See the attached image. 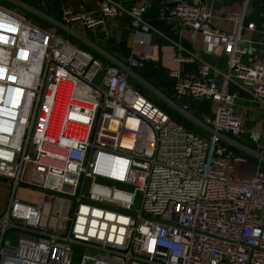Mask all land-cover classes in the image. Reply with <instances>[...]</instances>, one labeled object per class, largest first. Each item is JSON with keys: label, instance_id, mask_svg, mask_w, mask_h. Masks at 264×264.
Returning a JSON list of instances; mask_svg holds the SVG:
<instances>
[{"label": "built area", "instance_id": "2783aa9c", "mask_svg": "<svg viewBox=\"0 0 264 264\" xmlns=\"http://www.w3.org/2000/svg\"><path fill=\"white\" fill-rule=\"evenodd\" d=\"M172 1L170 17L226 56L219 80L208 62L196 77L168 73L177 98L215 105L200 119L177 109L204 133L131 83L152 47L145 4L99 0L93 12L61 11L57 26L82 40L81 30L128 18L144 52L123 61H103L0 6V177L11 185L0 264H76L78 252L77 264H264V132L246 125L229 90L264 110V60L245 59L252 43L242 37L255 30L246 22L253 0L229 11L234 33L212 25L205 3ZM177 49L175 62L196 60ZM25 186L45 193L43 203L22 204L16 191Z\"/></svg>", "mask_w": 264, "mask_h": 264}, {"label": "crops", "instance_id": "0c3cea01", "mask_svg": "<svg viewBox=\"0 0 264 264\" xmlns=\"http://www.w3.org/2000/svg\"><path fill=\"white\" fill-rule=\"evenodd\" d=\"M7 2L15 5V8H8L12 11L18 10L16 4L11 0H6ZM15 2L21 3L27 6L29 9L35 12H39L40 17L45 21L44 24L41 21H38V18H35L33 22L37 25L44 27L50 31L61 34L59 30H62L57 26V23L61 21V14L64 8H70L74 12H93L98 8L99 0H14ZM46 1L52 2L54 4H59L60 13L56 18L53 15H47L48 7ZM118 2L129 5L132 3L145 4L147 12L145 13V19L148 21L149 25L153 27L152 31V40H151V51L147 57V62L152 61L154 65L159 66L164 69L167 73L171 70H181L182 76L196 77L199 71L200 66L203 62H208L212 66V74L216 80L220 79L222 72L225 71L227 67L226 56L223 53L222 48H217L214 51H207L206 45L203 42V36L199 32L191 31L187 28H181L177 19L170 17L169 12L172 10L173 1L172 0H116ZM189 3H205L209 8L212 9L213 18L212 25L220 28L223 31L228 33H234L237 30L238 25L234 21L228 20L227 15L230 10L236 9L239 5V0H186ZM261 0H253L250 4L248 10V15L246 22L254 23L255 30L249 31L245 30L242 34L244 40H250L252 43L251 52L245 57V59L255 58L256 56L261 57L264 60V20L258 16L259 4ZM36 4V7L41 8L40 10H35L28 5ZM5 7V6H3ZM57 19V20H56ZM65 32V36L70 40L73 38L76 39L80 47L81 43L77 41L76 37L68 35ZM80 36L93 48H89V52L98 57L99 59L105 61L106 56H113L115 59L123 61L126 56L130 54L139 55L144 52V48L133 41V30L129 26L128 18H107L104 25L97 27L93 31H83L81 30ZM62 35V34H61ZM72 41V40H71ZM73 42V41H72ZM74 43V42H73ZM23 46L28 48L25 44L21 42L20 47ZM181 46L185 48L186 51L192 53L196 60L194 62H184L183 64L177 63L173 60L174 55L177 53V48ZM83 48V47H82ZM6 50L3 46H0V60H6L7 56L1 54ZM28 54V52L26 53ZM6 57V58H5ZM136 69H133L134 73ZM138 70V69H137ZM138 80L137 82L142 83L143 81L136 74ZM169 76V75H168ZM170 81L172 79L169 77ZM146 83V82H143ZM147 84V83H146ZM171 84V83H170ZM174 84V81H173ZM172 84V86H173ZM162 91H157L151 86L150 96H157L158 101L168 102L173 109L176 105L178 106H187V111L194 116V113L197 114L200 118L204 115L212 116L215 110V105L207 100L203 101H193L194 99L185 97L177 98L174 94L173 88L163 82L161 84ZM168 93H164L167 91ZM229 90L236 92L237 99V110L239 113L245 116L246 125L249 128L255 127L260 128L264 132V110L261 105L256 104L252 101V98L249 95L242 91L237 90L233 85H229ZM155 91V94L153 93ZM161 95L164 99H161ZM157 101V102H158ZM181 103L180 104H178ZM196 107H193V105ZM176 104V105H175ZM165 105V104H164ZM166 108L174 111L168 105ZM176 109V108H175ZM178 114V113H177ZM179 115V114H178ZM180 116V115H179ZM195 117V116H194ZM196 118V117H195ZM197 118V119H200ZM188 122L191 124L190 128L196 130L197 132L204 133L201 127L195 122L192 123L190 120ZM241 141L250 146L248 138L242 137Z\"/></svg>", "mask_w": 264, "mask_h": 264}, {"label": "trees", "instance_id": "16d2710c", "mask_svg": "<svg viewBox=\"0 0 264 264\" xmlns=\"http://www.w3.org/2000/svg\"><path fill=\"white\" fill-rule=\"evenodd\" d=\"M46 5L48 7V13H46L47 15H53L56 18L58 17L59 13H60V7L59 4H54L52 2L46 1ZM0 6H5L6 8H15V5L7 2L6 0H0ZM30 7H32L35 10H40L41 8H37L36 4H32V5H28ZM57 20V19H56ZM38 21H41L42 24L45 23V21L42 18H38ZM59 32L65 36V32L63 30H59ZM71 40L75 43L76 39L74 40L73 38H71ZM85 50L89 51V47H86L84 45H81ZM155 63H153L152 61H145L144 62V66L140 69H136L135 72L136 74L139 76V78L143 81L146 82L148 86H151L152 88H154L157 91L163 92L161 84L162 82L167 85L169 84L172 88V84L173 81H170L168 73L160 68L159 66L154 65ZM132 85L138 89L143 95H145L146 97L149 98L150 96V91H148L147 89H145L144 87H142V84L140 82H137L135 80H131ZM171 83V84H170ZM167 91H165L164 93H168V87L166 89ZM193 101H197V99L193 100ZM200 101V100H198ZM161 109H163L167 114H170L171 117L176 118L177 120H179L180 122L184 123L185 125H189L191 126V124L188 122V120H184L183 117L179 116L176 112L171 111L170 109L166 108L164 103L162 101H158L156 103ZM193 107H196L195 103L193 105ZM194 116L196 118H200L199 116H197L196 113H194ZM228 148V147H227ZM229 150H232L233 152H235V150L233 148H228Z\"/></svg>", "mask_w": 264, "mask_h": 264}, {"label": "rangeland", "instance_id": "374dc122", "mask_svg": "<svg viewBox=\"0 0 264 264\" xmlns=\"http://www.w3.org/2000/svg\"><path fill=\"white\" fill-rule=\"evenodd\" d=\"M11 1L17 5L16 8H18V10H14V11L16 13H18L19 16L20 15H23L25 17H28L29 19L32 18L33 20L35 18H41L40 17L41 14L39 12L37 13L35 11H32L27 6H25V5L21 4V3L15 2L14 0H11ZM77 41L79 43H81L82 45H84L86 47H89L90 49L93 48L85 40H82V39L77 38ZM141 84H142V87H144L148 91L150 90L149 86L146 83H143L142 82ZM153 93L155 94V92H153ZM155 96H157V95L155 94ZM162 102L166 106L168 105L170 108L173 109V107L168 102H165V101H162ZM178 104L181 105V103H179V102H178ZM175 108L173 109L174 112L178 113L181 117H183L185 121L186 120H190V122L192 123V119H190L189 117L185 116L183 113H180L177 110V109L183 108V106L176 105ZM193 123H194V121H193ZM10 188H11V185H10L8 179L6 180V178L0 177V215L6 209V206L8 204V201L10 199V194H9L10 193V190H11ZM16 197H18L20 199L21 203L24 204V205L25 204L36 205V204L43 203V201L45 199V193H42L39 190L32 189L30 187H26L25 186V187H21V188H18L17 189V191H16ZM138 199H140V195H138ZM79 258H80V252L76 253V255H75V262H76V264H77Z\"/></svg>", "mask_w": 264, "mask_h": 264}, {"label": "water", "instance_id": "95a60500", "mask_svg": "<svg viewBox=\"0 0 264 264\" xmlns=\"http://www.w3.org/2000/svg\"><path fill=\"white\" fill-rule=\"evenodd\" d=\"M155 92V91H154ZM150 100H152L153 102L157 103L158 99H156V97L153 95L151 97H149Z\"/></svg>", "mask_w": 264, "mask_h": 264}, {"label": "bare ground", "instance_id": "6f19581e", "mask_svg": "<svg viewBox=\"0 0 264 264\" xmlns=\"http://www.w3.org/2000/svg\"><path fill=\"white\" fill-rule=\"evenodd\" d=\"M3 60H0V62H2Z\"/></svg>", "mask_w": 264, "mask_h": 264}]
</instances>
